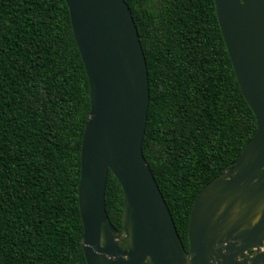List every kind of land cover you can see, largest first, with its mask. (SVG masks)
<instances>
[{"label": "trees", "instance_id": "obj_1", "mask_svg": "<svg viewBox=\"0 0 264 264\" xmlns=\"http://www.w3.org/2000/svg\"><path fill=\"white\" fill-rule=\"evenodd\" d=\"M145 52V158L189 250L201 189L240 156L257 119L214 0H126ZM90 83L66 0H0V264H88L79 206ZM109 171L106 208L122 228Z\"/></svg>", "mask_w": 264, "mask_h": 264}, {"label": "water", "instance_id": "obj_2", "mask_svg": "<svg viewBox=\"0 0 264 264\" xmlns=\"http://www.w3.org/2000/svg\"><path fill=\"white\" fill-rule=\"evenodd\" d=\"M242 93L257 119L240 156L198 193L186 249L145 158L150 82L126 0H66L90 83L79 206L88 264H264V0H214ZM111 171L124 191L111 221Z\"/></svg>", "mask_w": 264, "mask_h": 264}]
</instances>
